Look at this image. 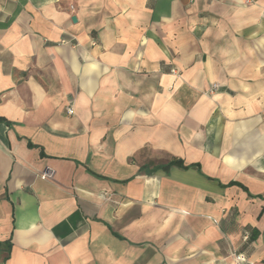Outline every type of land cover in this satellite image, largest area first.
<instances>
[{
    "label": "crops",
    "instance_id": "crops-1",
    "mask_svg": "<svg viewBox=\"0 0 264 264\" xmlns=\"http://www.w3.org/2000/svg\"><path fill=\"white\" fill-rule=\"evenodd\" d=\"M0 244L264 264V0H0Z\"/></svg>",
    "mask_w": 264,
    "mask_h": 264
},
{
    "label": "built area",
    "instance_id": "built-area-1",
    "mask_svg": "<svg viewBox=\"0 0 264 264\" xmlns=\"http://www.w3.org/2000/svg\"><path fill=\"white\" fill-rule=\"evenodd\" d=\"M216 87V85H212V90ZM67 114H72V107L69 105L66 107ZM233 258L235 264H255L253 261L249 260L243 253H235L233 252Z\"/></svg>",
    "mask_w": 264,
    "mask_h": 264
},
{
    "label": "trees",
    "instance_id": "trees-1",
    "mask_svg": "<svg viewBox=\"0 0 264 264\" xmlns=\"http://www.w3.org/2000/svg\"><path fill=\"white\" fill-rule=\"evenodd\" d=\"M171 165H176V166H179V167H185L183 165V162L180 159L173 158L170 161H168L166 164L152 167L151 170H155L157 168H162L164 170H167ZM1 244H6V245H8V247L10 246V242L9 241L3 242Z\"/></svg>",
    "mask_w": 264,
    "mask_h": 264
}]
</instances>
